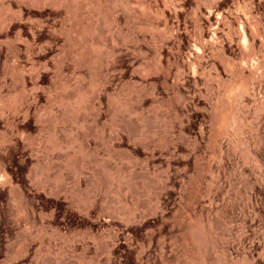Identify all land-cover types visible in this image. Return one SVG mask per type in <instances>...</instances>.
Masks as SVG:
<instances>
[{
    "label": "rangeland",
    "instance_id": "rangeland-1",
    "mask_svg": "<svg viewBox=\"0 0 264 264\" xmlns=\"http://www.w3.org/2000/svg\"><path fill=\"white\" fill-rule=\"evenodd\" d=\"M40 1L45 2L42 5ZM260 1L0 0V21L12 22L8 25L10 29L7 25H0V31L5 34H0V43L11 46L19 36L18 29H23L20 32L22 62L16 61L11 47L6 66L0 65L2 99L7 102L18 99L20 93H25L22 85H29L28 89L33 90L34 78L40 73L42 78L38 86L43 89V84L44 87L38 93L41 100L38 98L39 103L33 104L29 126L28 122L22 124L23 115L20 114L22 116H17L20 118L12 127L6 121L8 115L11 114L9 119L15 116L12 109L6 114L0 109L1 115H7L6 119L2 118L6 122L0 118V159L5 160L2 161L13 179L12 187L14 184L16 188L18 184L23 185L21 187L29 197V200L24 198V201L15 202L18 198L15 200L12 192L16 188L10 189L9 185L5 186L6 191L0 192L3 204L9 207L7 214L17 216H11L14 227L13 223L7 226L0 213V264H204L203 260L205 264H264V172L258 178V165L252 158L258 155L254 158L263 165L264 80L262 89L256 90V98H249L246 102L244 130L241 127L244 133L238 129L244 134H240L242 137L235 129L231 130L234 131L232 134L230 131L227 136H221L215 123V103L224 95L222 87L233 79V73L224 64L227 61H224L225 56L229 59L227 62L237 64V70L243 65L249 68L252 61L259 60V69L264 71V55L259 53L256 59L247 61L239 35V22H243L248 32L255 27L251 25H257L264 33V1ZM239 4H242L240 8L244 6L242 10L246 9L244 14L249 12L250 16L245 14L249 19L239 10ZM218 8H221L219 13ZM216 15L220 18L218 26L207 23L208 18L219 20ZM236 16L240 19L238 22L233 18ZM112 17L117 19L118 26L111 23ZM225 17L230 18L229 21ZM244 17L251 25L245 23ZM210 25L214 29L223 28L216 33L220 37H217L218 49L211 45L212 31L215 30ZM233 37L235 40L231 42ZM199 42L207 43L205 54L196 46ZM31 44L35 45L36 52L33 63L27 62L29 53L26 50ZM112 49L116 56L110 52ZM197 50L205 55V60L199 70L201 73L198 71V77L194 79L190 66L195 62L193 56H198ZM190 60L193 61L191 64L188 63ZM103 62L110 66L105 64L106 68H102ZM213 63L216 70L211 67ZM45 64L50 70L47 67L44 70ZM31 65L43 70L37 68L36 71H41L37 74ZM180 66L181 69L185 67L184 73L191 72V77L185 74L186 79H183L184 69L178 68ZM29 68L36 75L31 73L29 76L28 72L32 71ZM177 69L183 75L179 81H176L180 77L177 75L181 73H176ZM21 71L30 83L25 81V84ZM99 72L108 83L102 82L104 79ZM218 74L222 77L220 81ZM100 78L103 79L100 80L102 85L108 87L102 86V91L99 89L101 94L97 95L102 97L98 100L95 89L101 86ZM178 87L185 98L190 97L189 102L185 99L182 105V101L178 102V92L174 93ZM191 95L197 96L196 100ZM99 101L100 105L103 104L101 108L98 107ZM95 103L96 108L92 107ZM97 108L102 109L98 118ZM56 119L60 121L56 122ZM22 134H29L27 142L22 139ZM85 136L88 139L84 142ZM15 141H18L16 146ZM81 142H89L82 146L90 147L89 150L81 148ZM63 160H68L70 166L65 162L68 169ZM51 164L54 167L48 172ZM253 164L257 165L254 170ZM58 167L61 170L71 167L67 174L62 171L69 187H64L65 181L61 182L63 178H59L61 171ZM78 167H83L84 171L80 168L76 174ZM0 169L1 182L5 174ZM241 171L245 173L242 175ZM78 175L81 178H76ZM45 178L50 179L49 182H45ZM43 182L45 186L41 184ZM59 186L64 187L62 191L72 189V193L68 189L65 192L68 190L69 193L60 192ZM206 194L211 196L208 198ZM26 201H36L37 211L42 212H37L34 222L20 212L24 207L21 204L25 205Z\"/></svg>",
    "mask_w": 264,
    "mask_h": 264
},
{
    "label": "bare ground",
    "instance_id": "bare-ground-1",
    "mask_svg": "<svg viewBox=\"0 0 264 264\" xmlns=\"http://www.w3.org/2000/svg\"><path fill=\"white\" fill-rule=\"evenodd\" d=\"M120 1V0H119ZM251 1V0H250ZM256 1V0H255ZM260 1V0H259ZM264 1V0H263ZM43 2H45V1H43ZM42 1H40V3L42 4L43 3ZM258 2V1H257ZM261 2V1H260ZM259 2V3H260ZM38 3V2H37ZM44 4V3H43ZM42 4V5H43ZM38 5H40V4H38ZM132 5V4H131ZM240 6H239V8L241 7V5L242 4H239ZM264 5V4H263ZM134 8V7H133ZM242 8H244V6L242 7ZM242 8H240L239 10L240 11H242V13L244 14V12H243V10L244 11H246V9H243L242 10ZM252 8V7H251ZM221 9V8H220ZM219 8H218V12L217 13H219L220 10ZM238 9V8H237ZM248 9V8H247ZM21 10V9H20ZM217 10V9H216ZM251 10V9H250ZM201 11V10H200ZM203 11V10H202ZM239 11V12H240ZM132 12V11H131ZM199 12V11H198ZM197 12V13H198ZM216 12V11H215ZM223 12H224V10H223ZM7 13V12H6ZM22 13V12H21ZM201 13V12H200ZM203 13V12H202ZM212 13H214L213 11H212ZM211 13V14H212ZM216 13V14H217ZM225 13V12H224ZM223 13V14H224ZM241 12H240V15L242 14ZM249 13V12H248ZM248 13H246L245 12V14H247V16H250V15H248ZM199 14V13H198ZM221 14V13H220ZM222 14V16H223V18H224V15ZM227 14V13H226ZM226 14H225V16H226ZM244 14V15H245ZM22 15V14H21ZM116 15V14H115ZM204 15V14H203ZM207 15V14H206ZM219 15V14H218ZM218 15H216L217 17L216 18H218ZM228 15V14H227ZM243 15V16H244ZM200 16V15H199ZM205 16V15H204ZM203 16V17H204ZM208 16V15H207ZM238 16V15H237ZM237 16L236 17H233V18H235V19H237L236 21L238 22V19L239 18H237ZM246 16V15H245ZM246 16V17H247ZM206 17V16H205ZM208 17H213V15L211 16H208ZM227 17V16H226ZM225 17V20L227 19L228 21H229V19L230 18H226ZM231 17V16H230ZM254 17V16H253ZM252 17V18H253ZM232 18V17H231ZM240 18H241V16H240ZM245 18V17H244ZM248 19H249V17H247ZM252 18H251V20H252ZM198 19V18H197ZM206 19H207V17H206ZM219 20H215V19H213V18H208V21H207V23L209 22L210 24L211 23H214L213 25H215V26H218V21H220V18H218ZM241 19H243V18H241ZM246 19V18H245ZM248 19H246L245 20V23H246V21L248 20ZM6 20V19H5ZM210 20V21H209ZM240 20V19H239ZM138 21V20H137ZM204 21V20H203ZM215 21V22H214ZM221 21H223V19L221 20ZM232 21V20H231ZM242 21V20H241ZM249 21V20H248ZM247 21V22H248ZM0 22H3V23H1L0 25H2V26H4V25H12L11 23V21H4V20H1ZM250 22V21H249ZM248 22V24H250ZM111 23L114 25V26H118V23H117V19L116 18H111ZM202 23V22H201ZM204 23H206V22H204ZM223 23V22H222ZM231 23V22H230ZM245 23H244V25H245ZM253 23V22H252ZM259 23V22H258ZM14 24V23H13ZM239 24L241 25V29H240V33H239V35H241V39H242V47H243V50H244V52L246 53V57H245V59L247 60V61H250V59H252V60H254V59H256V56L257 55H259V53H261V54H263L264 55V33H263V31L261 30V29H259L258 27H257V25H251V27L252 26H255L254 28H252L249 32L247 31V28L246 29H244V26H243V22L242 23H240L239 22ZM207 26L206 27H208V24H206ZM247 25V24H246ZM250 25H249V29H250ZM9 26H8V29H10L9 28ZM211 26V25H210ZM221 26V25H220ZM200 27V26H199ZM211 28L212 29H214V26H211ZM211 28H209V30H211ZM226 28V27H225ZM230 28V27H229ZM6 29V28H5ZM220 29H221V31H222V27L220 28H215L214 30L215 31H212L213 33H214V35H212L213 37H214V39L213 38H211L212 39V42H211V45L213 46V47H217L218 46V38H220L219 37V35L217 36V30L218 31H220ZM4 30V29H3ZM17 30V29H16ZM19 30V36L17 35L16 36V38H15V42L13 41V44L10 46L9 44V46L7 45V44H3V42L2 43H0V65H2V66H6V62L8 61L7 60V58H8V50H9V48H11L12 47V49H13V54H14V57H15V59H16V61L17 62H22L21 60H22V58H21V47H20V45L23 43V39H22V37H20L21 35V31L23 30L22 28H19L18 29ZM246 30V31H245ZM11 31V30H10ZM117 31V30H116ZM204 32H205V30H203ZM211 31H210V33H211ZM229 31V30H228ZM16 32V31H15ZM18 32V31H17ZM121 32V31H120ZM119 32V33H120ZM233 32H235V31H233ZM7 33V32H6ZM114 33V32H113ZM118 33V32H117ZM118 33V34H119ZM133 33V32H132ZM210 33L208 34V35H210ZM220 33V32H219ZM221 33H223V32H221ZM220 33V34H221ZM0 34H4L3 33V31H0ZM16 34V33H15ZM64 34V33H63ZM114 34H116V33H114ZM204 34V33H203ZM207 34V33H206ZM238 34V33H237ZM5 35V34H4ZM35 35V34H34ZM130 35V34H129ZM229 35H231V34H229ZM239 35H236L237 36V38H238V36ZM6 36H8V35H6ZM118 36V35H117ZM122 36V35H121ZM135 36V35H134ZM201 36V35H200ZM211 36V37H212ZM220 36H222V35H220ZM235 36V35H234ZM4 37V36H3ZM119 37V36H118ZM218 37V38H217ZM231 37V36H230ZM229 37V38H230ZM0 38H1V35H0ZM66 38V37H65ZM133 38V37H132ZM208 38V37H207ZM115 39V38H114ZM210 39V38H209ZM222 39V38H221ZM232 39H234V37L233 38H231V42L233 41ZM1 40V39H0ZM6 40V39H5ZM4 40V41H5ZM12 40V39H11ZM235 40V39H234ZM8 41H9V39H8ZM125 41V40H124ZM207 41V40H206ZM209 41V40H208ZM239 41V40H238ZM128 42V41H127ZM238 43V42H237ZM239 43H241V41L239 42ZM198 43H196V46H199V49L200 50H202V52L206 49V45L205 44H207V43H205V44H201L200 42H199V45H197ZM233 44V43H232ZM114 46V45H113ZM209 46V45H208ZM208 46H207V48H208ZM94 47V46H93ZM92 47V48H93ZM114 48V47H113ZM157 48V47H156ZM196 48H198V47H196ZM196 48H195V50H196ZM214 48V49H215ZM217 49H218V47H217ZM222 49V48H221ZM230 49H231V47H230ZM93 50V49H92ZM207 50V49H206ZM210 50V49H209ZM223 50V49H222ZM237 50V49H236ZM110 51V50H109ZM208 51V50H207ZM219 51H221L220 50V48H219ZM26 52H28L29 54H28V61L27 62H29L30 61V63L32 62H34L35 60H34V56L36 57V55H35V45L34 44H31V45H29V47H27V50H26ZM99 52V51H98ZM114 56H116L115 55V53L113 52V49H112V51H110ZM205 52L206 51H204V54H205ZM222 52V51H221ZM233 52V51H232ZM40 53H45L44 51H41ZM195 53H198V50L195 52ZM34 54V55H33ZM111 54V55H112ZM204 54H200V53H198V56H196V57H194L193 56V58H195V62L193 63V65L191 64V62H193V61H191L190 60V62H188V63H190L191 64V66H190V64H189V66H190V69L192 68L193 69V72H192V76H193V78L194 79H196V77H198L197 76V72L200 70V69H202L201 67H203L202 66V62L205 60V58H204ZM227 54V53H226ZM225 54V55H226ZM39 55V54H38ZM43 55V54H42ZM94 55H95V53H94ZM108 55L109 56H111L110 55V53H108ZM112 55V56H113ZM118 55V54H117ZM122 55V54H121ZM161 55V54H160ZM191 55V54H190ZM203 55V56H202ZM224 55V54H223ZM262 55V56H263ZM81 56V55H80ZM97 56V55H96ZM108 56V57H109ZM111 56V57H112ZM113 56V57H114ZM192 56V55H191ZM260 56V55H259ZM111 57H109L110 59H111ZM187 57V56H186ZM226 58H225V60L224 61H228L229 59L227 58V56H225ZM108 58V59H109ZM161 58V57H160ZM230 58V57H229ZM94 59V58H93ZM110 59L108 60V62L110 63ZM117 59V58H116ZM184 59V58H183ZM245 59H244V63H245ZM257 59H258V57H257ZM51 60V59H50ZM104 60V59H103ZM206 60H207V57H206ZM184 61V60H183ZM212 61V60H211ZM223 61V62H224ZM226 61V62H227ZM246 61V62H247ZM259 61V60H258ZM257 61V62H258ZM39 62V61H38ZM105 62H107V61H105ZM160 62V61H159ZM162 62V61H161ZM185 62V61H184ZM184 62H182V63H184ZM207 62V61H206ZM224 62V64H226V65H228V68L230 69V71L233 73L232 75H233V79L229 82V83H227V82H225V83H227V84H225V87L223 86V83L222 82H219L220 80H222V77L220 78V74H218V82L220 83V85H222L223 87V90L225 89V91L223 92L224 93V95H221L222 97L220 98V97H218V99H217V101H216V103H215V112H216V117H217V119H216V121H215V123L217 122V126H218V134H220L221 136L223 135H225L226 134V136H227V133H229L231 130H234L235 132H239L240 130H241V127H243L242 126V124H243V112H246V110L247 109H245L246 108V102H247V100L250 98H256V90H257V88H260L261 86H262V82H263V80H264V71H261V69H259V62L257 63L255 60L254 61H250L251 62V66L248 68H246V65L244 66L243 64V66H242V68H239L240 70H237V64L235 65V64H233L232 63V61H230V63H231V65L229 66V62ZM36 63H37V61H36ZM43 63V62H42ZM45 63V62H44ZM106 64V66L107 65H109L110 66V64ZM175 63V62H174ZM177 63V62H176ZM27 64V63H26ZM104 62H103V64H101V65H103V67L102 68H106V67H104ZM29 65V64H28ZM33 65V64H32ZM32 65H31V68H32ZM36 65V64H35ZM35 65L33 66L34 68H35ZM46 65V64H45ZM44 65V70H46L45 69V67H47V65L45 66ZM132 65V64H131ZM175 65V64H174ZM181 65V64H180ZM233 65V66H232ZM248 65V64H247ZM24 66V65H23ZM40 66H43V64H41ZM39 66V67H40ZM109 66H108V70H110L109 69ZM168 66V65H167ZM186 66V65H185ZM232 66V69L230 68ZM262 66V65H261ZM38 66L34 69V68H32V69H34V72H38V71H40L41 69L43 70V68H39ZM61 67V66H60ZM161 67V66H160ZM211 67H214L213 69L214 70H216L215 68H217V67H215V64L213 63L212 64V66ZM236 69H234V68ZM241 67V66H240ZM37 68H39L38 69V71H36V69ZM62 68H64V67H62ZM178 68H182V66H180V67H178ZM185 68V67H184ZM183 68V69H184ZM3 69V68H2ZM19 69V68H18ZM30 69V68H29ZM32 69H30V70H32ZM47 69L48 70H50L49 69V67H47ZM60 69V68H59ZM103 69V70H104ZM180 69H179V71H180ZM183 69H181V70H183ZM234 69V70H233ZM6 69H4V71H5ZM163 70H164V68H163ZM170 70V69H169ZM263 70V69H262ZM3 71V70H2ZM55 71V70H54ZM61 71H63V70H61ZM60 71V72H61ZM106 71H107V69L105 70V71H103L102 73L104 74V73H106ZM161 71V70H160ZM178 71V69L176 70V73H181L182 71H180L179 72ZM192 71V70H191ZM15 72V71H14ZM22 73L20 74L21 76L22 75H24L25 73L23 72V71H21ZM41 72V71H40ZM39 72V73H40ZM77 72V71H76ZM185 72V69H184V71L182 72L183 73V75H189V77H191L190 75H191V72H190V74L188 73V72H186V73H184ZM200 72V71H199ZM198 72V73H199ZM7 73V72H6ZM28 73H30L29 74V76H31V73H33V70L30 72H28ZM100 73V72H99ZM168 73V72H167ZM174 74V79H173V83H174V80L176 79V75L177 74ZM182 73H181V75H182ZM188 73V74H187ZM201 73V72H200ZM202 73H204V72H202ZM0 74H1V72H0ZM35 73H33V75H34ZM38 74V73H37ZM101 74V73H100ZM28 74H26V76H27ZM36 75V74H35ZM41 73L40 74H38L35 78H34V82H35V79H36V82H35V84L33 83V85H34V87H33V90H29L28 89V87H29V85H27V87L25 86V85H22V86H24L25 88H23L24 89V92L25 93H29V91H31V93H29L30 95H27V94H25V93H20V95H19V97H18V99L17 98H14V100H15V102H14V100H11L10 99V101L9 102H7V101H5L4 99H2V94H0V109L2 110V112L3 113H5L6 114V111H11L10 109H12V112L11 113H13L15 116H13V117H11L10 119H9V117L11 116V114L10 115H8V118L6 119V117L5 116H7V115H3V113H2V115L4 116H2L1 114V116H0V118L2 119V118H5L6 119V121H8L7 123L10 125V123H11V126L13 127V126H15V122H17V118H20L22 115H23V123L22 124H24V123H27L28 122V126H29V119H30V117H31V113H32V108H33V104L34 103H36L37 102V100H38V98H39V95H38V93H39V90L40 91H43V89H44V87H43V84H42V88L43 89H40L41 87V85L40 86H38V82H39V80L42 78L41 76ZM102 75V74H101ZM105 75H107V74H105ZM160 75V74H159ZM167 76H168V74H166ZM181 75H177V78H178V76H180L181 77ZM183 75H182V77L180 78H178L176 81H179V79H182L183 78ZM186 75H185V78H183V79H186ZM1 76V75H0ZM5 76H6V74H5ZM20 76V77H21ZM28 76V77H29ZM103 76L104 75H102V78H103ZM121 76V75H120ZM169 76H170V73H169ZM168 76V77H169ZM200 76H202V74H200ZM19 77V78H20ZM23 77V78H22ZM21 78H22V80L25 82L26 80H25V78H24V76H22ZM53 77V76H52ZM84 77V76H83ZM107 77V76H106ZM146 77V76H145ZM188 77V76H187ZM14 78V77H13ZM21 78H20V81H21ZM32 79H33V76L31 77ZM100 78L99 79V83H101L100 82V80L102 81L103 79H104V81H102V82H104V83H108L107 82V79L106 78ZM166 79H168L167 77H165ZM170 78V77H169ZM3 79V78H2ZM4 79L6 80V78L4 77ZM3 79V81L2 82H4L5 80ZM27 80L29 79V78H26ZM106 79V80H105ZM146 79V78H145ZM248 79V80H247ZM61 80V79H60ZM144 80V79H143ZM170 80V79H169ZM169 80L167 81V80H165L167 83L169 82ZM31 82H32V80H30ZM188 81H190L191 82V80H188ZM196 81H198V79L196 80ZM1 82V83H2ZM23 82V83H24ZM27 82V81H26ZM26 82H25V84H26ZM78 82V81H77ZM134 82H136V81H134ZM166 82H164V84L166 85ZM172 82V81H171ZM194 82V81H193ZM28 83H30V82H27V84ZM41 83V82H40ZM43 83V82H42ZM99 83H98V85H99ZM176 83V82H175ZM184 83V82H183ZM195 83V82H194ZM222 83V84H221ZM103 83H101V86H99L100 88H98V90L97 89H95L96 90V95H97V93L99 94H101V92L100 91H102L101 90V88H103L102 86H107L108 87V85H106V84H104V85H102ZM141 84V83H140ZM150 84H151V82H150ZM196 84H199V83H196ZM60 85V84H59ZM160 85V84H159ZM168 85V84H167ZM166 85V86H167ZM170 85V84H169ZM174 85V84H173ZM195 85V84H194ZM3 86H4V84H3ZM3 86H1V88L3 89ZM77 86V85H76ZM118 86V85H117ZM178 86V85H177ZM5 87V86H4ZM17 87V86H16ZM153 87H154V85H153ZM173 87V86H172ZM175 87H176V84H175ZM175 87H174V89H175ZM198 87V86H197ZM32 88V87H31ZM30 88V89H31ZM79 87H77V89H78ZM95 88H97V86H95ZM141 88V87H140ZM168 88V87H167ZM177 88V87H176ZM23 89H22V91H23ZM26 89H28V91L26 90ZM68 89V88H67ZM76 88H75V90H77ZM88 89V88H87ZM99 89H100V91H99ZM221 89V88H220ZM260 89H262V88H260ZM259 89V90H260ZM10 90V89H9ZM26 90V91H25ZM74 90V89H73ZM81 90V89H80ZM79 90V91H80ZM95 90H93V93H94V91ZM168 90V89H167ZM178 91H176V92H174V93H177L176 94V96L178 97L177 99L179 100L178 102H180V101H182V103H181V105L182 104H184L183 102H184V100L183 99H185V101L188 99V98H190V97H187V98H185L184 97V95H182V93L183 92H180L181 90H180V88L178 87V89H177ZM222 90V91H223ZM175 91V90H174ZM258 91V90H257ZM105 92V91H104ZM79 93V92H78ZM115 93V92H114ZM201 93V92H200ZM77 94V93H76ZM99 94V95H100ZM4 95V94H3ZM99 95H97V99L99 100V99H101V97L102 96H100L99 97ZM102 95H104V93L102 94ZM183 96V98H182V96ZM196 95H198V94H196ZM82 96V95H81ZM93 96L94 97H96L94 94H93ZM92 96V97H93ZM108 96V95H107ZM115 96V95H114ZM134 96V95H133ZM219 96V95H218ZM5 97V96H4ZM93 97V98H94ZM137 97H139V96H137ZM191 97H193L192 95H191ZM194 97H195V95H194ZM193 97V98H194ZM29 98H31L32 99V102H30L29 100ZM50 98H52V97H50ZM110 98V97H109ZM136 98V97H135ZM196 98H197V96H196ZM196 98H194L195 100H196ZM220 98V99H219ZM53 99H55V98H53ZM53 99H51V100H53ZM140 99H143L142 97L140 98ZM176 99V100H177ZM193 99V100H194ZM39 100H41V97L39 98ZM98 100H96V102L98 101ZM138 100V99H137ZM191 100H192V98H191ZM194 100V101H195ZM264 100V99H263ZM13 101V102H12ZM101 101V100H100ZM100 101H99V104L98 105H100ZM142 101V100H141ZM141 101H139V102H141ZM144 101V100H143ZM142 101V102H143ZM190 100H187V102H189ZM103 102V101H102ZM101 102V103H102ZM193 102V101H192ZM261 102V101H260ZM37 103H39V102H37ZM36 103V104H37ZM92 103H93V101H92ZM98 103V102H97ZM97 103H95L94 104V106H92V107H95V106H97L96 104ZM194 103V102H193ZM198 103H200V102H198ZM209 103V102H208ZM116 104V103H115ZM143 104V103H142ZM212 104H214V103H212ZM88 105V104H87ZM93 105V104H92ZM103 104H101L100 106H98V107H100L101 108V106H102ZM113 105V104H112ZM117 105V104H116ZM180 105V104H179ZM180 105V106H181ZM253 105V104H252ZM260 105L261 106H263L261 103H260ZM259 105V107L261 108V106ZM37 106V105H36ZM60 106V105H59ZM203 106V105H202ZM80 107V106H79ZM117 107V106H116ZM120 107V106H119ZM152 107V106H151ZM252 107V106H251ZM96 108V107H95ZM115 108V107H114ZM184 108V107H183ZM263 108V107H262ZM261 108V109H262ZM59 109V108H58ZM71 109V108H70ZM99 108H97V111H99V112H97L96 111V109H94L95 111H96V113H98V114H96L97 115V117L96 118H98V115L100 114V111L102 110H98ZM145 109V108H144ZM244 109H245V111H244ZM261 109H259L260 111H262ZM0 110V111H1ZM35 110V109H34ZM263 110H264V108H263ZM13 111H15L16 112V114L13 112ZM116 111H117V109H116ZM143 111V110H142ZM255 111V110H254ZM259 111V112H260ZM36 112V111H35ZM78 112V111H77ZM264 112V111H263ZM8 113H10V112H8ZM34 113V112H33ZM101 113H102V111H101ZM131 113V112H130ZM178 113V112H177ZM20 114H22V115H20ZM73 114V113H72ZM247 114V113H246ZM260 115H261V112L259 113ZM101 115V114H100ZM132 115V114H131ZM17 116H20V117H17ZM110 116V115H109ZM256 116H257V114H256ZM259 116V115H258ZM263 116V115H262ZM262 116H260L261 118H262ZM52 117V116H51ZM259 117V118H260ZM39 118V117H38ZM65 118H66V116H65ZM257 118V117H256ZM0 119V120H1ZM5 119H2V120H4L5 121ZM132 119V118H131ZM20 120L21 119H19V123L21 124V122H20ZM39 120V119H38ZM44 120V119H43ZM58 119H56V122H58V121H60V120H58ZM119 120V119H118ZM121 120V119H120ZM5 121V122H6ZM177 121V120H176ZM245 121V120H244ZM133 122V121H132ZM19 123H17V125L19 124ZM38 123V122H37ZM96 123V122H95ZM245 123V122H244ZM21 124V125H22ZM183 124V123H182ZM143 125V124H142ZM244 125V124H243ZM23 126V125H22ZM134 126V125H133ZM245 126V125H244ZM66 128V127H65ZM202 128V127H201ZM236 128H237V130H236ZM15 129V128H14ZM122 129V128H121ZM238 129H240V130H238ZM243 130H244V127L242 128ZM26 130V129H25ZM25 130H24V132H25ZM128 130V129H127ZM202 130V129H201ZM203 130H204V128H203ZM203 130H202V132H203ZM254 130V129H253ZM20 131V130H19ZM132 131V130H131ZM234 131H231L229 134H232V132H234ZM242 131V130H241ZM241 131L239 132V135L241 134ZM56 132V131H55ZM243 132V131H242ZM30 133V132H29ZM118 133V132H117ZM116 133V134H117ZM183 133V132H182ZM206 133V132H205ZM244 133V132H243ZM255 133H256V130H255ZM20 134V133H19ZM26 134V133H25ZM202 136H203V133H200ZM236 134V133H235ZM257 134V133H256ZM255 134V135H256ZM23 135V134H22ZM29 135V134H28ZM27 135V136H28ZM84 135V134H83ZM167 135V134H166ZM200 135V136H201ZM205 135V134H204ZM237 135H238V133H237ZM238 135V136H239ZM241 135H244V134H241ZM240 135V136H241ZM24 136V135H23ZM27 136H24L22 139H24V141H26L27 142V140L29 139ZM26 137V138H25ZM229 137V136H228ZM242 137V136H241ZM5 138V137H4ZM201 138H205V137H201ZM14 139V138H13ZM21 139V140H22ZM86 139H88V138H86V136H85V139H83L84 140V142H85V140ZM247 139V138H246ZM21 140H19V142L21 141ZM90 140V139H89ZM6 141V140H5ZM8 141V140H7ZM14 141V140H13ZM12 141V142H13ZM35 141V140H34ZM198 141V140H197ZM11 142V143H12ZM16 142H18V141H15L14 143H15V146H16V144H18V143H16ZM23 142V141H22ZM83 142V141H82ZM81 142V143H82ZM83 142V143H84ZM147 142V141H146ZM244 142V141H243ZM249 142V141H248ZM2 143H4V142H2ZM25 143V142H24ZM54 143V142H53ZM80 144L81 145V148H83V149H87V150H89V146H87V147H89V148H85V147H82L83 145H85V144H87V143H89V142H86L85 144ZM13 144V143H12ZM39 144V143H38ZM71 144V143H70ZM72 144H73V142H72ZM90 144V143H89ZM240 144V143H239ZM5 145V144H4ZM56 145V144H55ZM88 145V144H87ZM249 145V144H248ZM58 146V145H57ZM112 146V145H111ZM201 146V145H200ZM245 147V146H244ZM5 148V147H4ZM19 148V147H18ZM55 148V147H54ZM260 148V147H259ZM6 149H8V147L6 148ZM61 149V148H60ZM114 149V148H113ZM54 150V149H53ZM56 150V149H55ZM96 151H97V149H95ZM149 150V149H148ZM197 150V149H196ZM257 150V149H256ZM11 151V150H10ZM94 151V150H93ZM221 151H223L224 152V150H221ZM249 151H250V149H249ZM5 153V152H4ZM3 153V155H5ZM200 153V152H199ZM246 153V152H245ZM40 154V153H39ZM191 154V153H190ZM222 154V153H221ZM247 154V153H246ZM248 154H250V153H248ZM2 155V156H3ZM51 155H53V154H51ZM51 155H49L48 157L49 158H51V159H55V158H53V157H50ZM62 155H64V157L65 156H68V155H65V154H62ZM61 155V156H62ZM188 155V154H187ZM196 155V154H195ZM254 155V154H253ZM252 155V156H253ZM191 156V155H190ZM197 156V155H196ZM201 156V155H200ZM222 156V155H221ZM247 157H248V155H246ZM250 156V155H249ZM255 156H257V158H258V155H254V157ZM0 157H1V155H0ZM63 157V156H62ZM63 157V158H64ZM91 157V156H90ZM172 157V156H171ZM199 157V156H198ZM223 157V156H222ZM225 157V156H224ZM254 157H252L253 158V160H254V162H256V164L258 165H254L255 163L254 162H251V163H254L253 165V167L254 168H252V170H254V169H256L255 167L257 166V168L258 169H256V170H258L259 171V174L257 175V173H256V175L258 176V178L260 177V176H263V170H264V162H263V165H260V164H262V163H259L260 162V160H256ZM4 158H5V156H4ZM193 158V157H192ZM196 159H197V157H195ZM201 158V157H200ZM244 158V157H243ZM57 159V158H56ZM64 159H66V158H64ZM190 159V158H189ZM248 159H249V157H248ZM1 161L3 160V161H5L3 158H1L0 159ZM47 160H48V158H47ZM244 160H245V158H244ZM243 160V161H244ZM256 160V161H255ZM0 161V162H1ZM1 162V166H0V168H2L3 170V172H4V176H5V179L3 180L2 178H1V182H0V192L1 191H6V188H5V186L7 185H9L10 186V189L11 188H13V187H15L16 185L14 184V186L12 187V182H13V179H12V177L9 175V173H7V168H6V165H5V163L4 162ZM49 161H50V159H49ZM48 161V162H49ZM68 161V160H67ZM67 161H65V162H67ZM136 162H137V160H135ZM140 161V160H139ZM247 161V160H246ZM250 161V160H249ZM50 162H52V161H50ZM63 162H64V160H63ZM64 162V165H66V163ZM103 163V162H102ZM221 163V162H220ZM7 164V163H6ZM53 164V163H52ZM52 164H51V166L49 167V165H48V167H49V170H48V172L49 171H51L50 170V168L51 167H54V166H52ZM60 164H62V163H60ZM198 164V163H197ZM244 164H245V162H244ZM248 164V163H247ZM247 164H246V166H247ZM250 164V163H249ZM63 165V166H64ZM67 165H69L68 164V162H67ZM66 165V168L68 167ZM251 165V164H250ZM70 166V165H69ZM188 166V165H187ZM186 166V167H187ZM222 166V165H221ZM235 166V165H234ZM249 166V165H248ZM47 167V168H48ZM65 167V166H64ZM84 167V166H83ZM81 168V167H78V168H76L75 170H79L80 168H81V170L83 169V171H84V168ZM245 167V166H244ZM252 167V166H251ZM61 168H63L62 166H61ZM177 168V167H176ZM207 168H209V167H207ZM240 168V167H239ZM248 168V167H247ZM250 168V167H249ZM36 169V168H35ZM51 169H53V168H51ZM60 167H58V171H61V174H60V177L57 175V177H59L60 179H61V177L63 178V181L61 180V182H63L64 183V181H65V183H64V187L66 186V183H67V179H66V177L64 176V174L62 173V171H64V173L66 172V171H70L71 170V167L69 168V170H64V169H60ZM68 169V168H67ZM149 169V168H148ZM170 169V168H169ZM246 169V168H245ZM1 170V169H0ZM55 170V169H54ZM81 170H80V175L82 176V178H83V175H82V172H81ZM242 170V169H241ZM247 170V169H246ZM255 170V171H256ZM42 171V170H41ZM77 171H75V172H77ZM165 171V170H164ZM239 171V170H238ZM238 171H237V173H238ZM242 172V171H241ZM253 172V171H252ZM59 173V172H58ZM72 172H70V174H71ZM79 173V171L76 173V174H78ZM85 174H86V172H84ZM83 173V174H84ZM97 173H98V171H97ZM96 172H95V175L97 174ZM235 173H236V171H235ZM236 173V174H237ZM243 173H245V171H243L241 174L243 175ZM247 173V172H246ZM254 173V172H253ZM254 173V174H255ZM48 174V173H47ZM66 174H67V172H66ZM75 174V175H76ZM84 174V175H85ZM234 174V173H233ZM249 174H250V172H249ZM62 175V176H61ZM93 175V174H92ZM98 175V174H97ZM100 175V174H99ZM251 175H253V174H251ZM3 176V177H4ZM65 178H64V177ZM86 176V175H85ZM254 176V175H253ZM257 176L255 177L256 179L255 180H257L258 178H257ZM79 177V175L78 176H76V178H78ZM97 177V176H96ZM102 177V176H101ZM247 177H249L248 176V174H247ZM246 176H245V178H247ZM264 177V176H263ZM263 177H262V179H261V182H262V180H263ZM68 179L70 178L69 176L67 177ZM79 178H81V177H79ZM78 178V179H79ZM85 178V177H84ZM218 178V177H217ZM244 178V177H243ZM242 178V179H243ZM261 178V177H260ZM60 179H59V181H60ZM251 179H253L252 177H251ZM48 180V182H49V180L50 179H48V178H45V182ZM67 180V181H66ZM215 180V179H214ZM213 180V181H214ZM217 180V179H216ZM38 181V183H40V181L39 180H37ZM36 181V182H37ZM77 181H79L80 182V180H77ZM218 181V180H217ZM247 181V180H246ZM251 181V180H250ZM250 181H249V184H250ZM47 182V183H48ZM61 182H60V185H62L61 184ZM78 182V183H79ZM97 182V181H96ZM256 182V181H255ZM258 182V181H257ZM260 182V181H259ZM258 182V183H259ZM264 182V181H263ZM78 183H76V185L78 184ZM193 183V182H192ZM219 183V182H218ZM252 183V182H251ZM41 184H45L44 182L43 183H41ZM96 184H99V182H97ZM217 184V182L215 183V181H214V186ZM238 184V183H237ZM242 184V183H241ZM247 184V186H250V185H248V183H246ZM254 184V182L252 183V185ZM261 184V183H260ZM39 185V184H38ZM78 185H80V184H78ZM213 185V184H212ZM218 185V184H217ZM216 185V186H217ZM221 185V184H220ZM244 185V184H243ZM258 185V184H257ZM21 186H23V185H21ZM21 186H19V184H18V186H17V188H16V190L14 191V192H12L14 189H12L11 190V192L13 193V195L16 197H13V198H15V200L17 199V201H15V202H19V201H21V200H23L24 198L25 199H27V200H29L28 198L29 197H27L28 195H27V193H25L24 192V190L22 189L23 187H21ZM45 186V185H44ZM246 186V185H245ZM244 186V187H245ZM254 186H256V185H254ZM61 186H59L58 188H60ZM63 186L60 188L61 190H60V192H63L64 191V193H67L68 192V190H69V188H66V189H68L67 190V192H65V190L63 189V191H62V188H64ZM66 187H69V185L68 186H66ZM220 188H222V186H219ZM226 187V186H225ZM239 187V186H238ZM261 187H262V185H261ZM233 188H234V186H233ZM241 188V187H240ZM252 188H254V187H251V189ZM56 189H57V185H56ZM193 189V188H192ZM246 189V188H245ZM250 189V188H249ZM250 189V190H251ZM256 189V188H255ZM255 189H253L254 191H255ZM8 190V189H7ZM210 191V189H207V191ZM219 190V189H218ZM237 190V189H236ZM250 190H248V191H250ZM59 191V190H58ZM70 191V193H72L71 191H72V189L71 190H69ZM201 191H202V189H201ZM204 191V190H203ZM208 191V192H209ZM214 191V190H213ZM246 191V190H245ZM208 192H206L207 194H208ZM217 192V191H216ZM215 192V193H216ZM219 192H221L220 190H219ZM244 192V191H243ZM247 192V191H246ZM251 192H252V190H251ZM250 192V193H251ZM256 192V191H255ZM254 192V193H255ZM69 193V192H68ZM202 193V192H201ZM204 193V192H203ZM202 193V194H203ZM249 193V192H248ZM11 194V193H10ZM30 194V193H29ZM206 194V195H207ZM0 195H1V193H0ZM4 195V194H3ZM27 195V196H26ZM192 195V194H191ZM238 195H240V194H238ZM11 196V195H10ZM65 196H67V195H65ZM201 196V195H200ZM210 196H211V194H210ZM210 196H208L207 195V197L209 198ZM226 196V195H225ZM253 196V195H252ZM12 197V196H11ZM27 197V198H26ZM250 197V196H249ZM1 198H2V196H0V202H1V204H0V213L1 214H3V222H4V225H7V226H9V225H12V223H13V227H14V223L15 222H13L14 220H12L11 221V216H13V214L12 215H9V214H7V212H6V210H7V207L8 206H5L4 204H3V202H2V200H1ZM12 198V199H13ZM57 198H59V197H57ZM200 198H202V197H200ZM247 198V197H246ZM263 198V197H262ZM225 199V198H224ZM250 199V198H249ZM32 200V199H31ZM30 200V201H31ZM34 200H35V198H34ZM185 200V199H184ZM200 202H201V199H198ZM209 200V199H208ZM263 200V199H262ZM24 201V200H23ZM23 201H22V204H23ZM84 201V200H83ZM98 201V200H97ZM14 202V201H13ZM14 202V203H15ZM36 202V201H35ZM35 202H28V201H26V203L24 202V204L25 205H22L21 203H19V206H20V204H21V207H23L21 210L22 211H20L21 213L23 212V214L25 213L26 215H28L30 218L28 219V220H30L31 221V219H32V222H34L35 221V219H36V217H37V212H39V211H37V209H36V204H35ZM90 202V201H89ZM96 202V201H95ZM94 202V203H95ZM255 202V201H254ZM85 203V202H84ZM87 203V202H86ZM199 203V202H198ZM197 203V205H200V203L198 204ZM38 205V204H37ZM203 205V204H202ZM10 206V205H9ZM93 206V205H92ZM211 206V205H210ZM263 206V205H262ZM94 207V206H93ZM203 207V206H202ZM9 208V207H8ZM91 208V207H90ZM205 208V207H204ZM89 209V208H88ZM225 209V208H224ZM250 209V208H249ZM25 212H24V211ZM39 210V209H38ZM11 211L12 210H10L9 212L11 213ZM41 211V210H40ZM89 211V210H88ZM15 213V212H14ZM39 213H42V212H39ZM239 213V212H238ZM24 214V215H25ZM217 215V214H216ZM223 215V214H222ZM14 216H16V215H14ZM13 216V217H14ZM200 216V215H199ZM17 217V216H16ZM15 217V218H16ZM27 217V216H26ZM40 217V216H39ZM250 217V216H249ZM28 218V217H27ZM42 218V217H41ZM221 218V217H220ZM258 218V217H257ZM234 219V218H233ZM248 219V218H247ZM254 219V218H253ZM17 220H19V219H17ZM17 220H15V221H17ZM30 221H29V223H30ZM18 222V221H17ZM246 223V222H245ZM219 224V223H218ZM17 225H18V223H17ZM16 225V226H17ZM200 225H201V223H200ZM204 225V224H203ZM230 225V224H229ZM232 225V224H231ZM3 226V225H2ZM220 226V225H219ZM10 228V227H9ZM242 228V227H241ZM13 229V228H12ZM16 229H17V227H16ZM192 229V228H191ZM190 229V230H191ZM245 229V228H244ZM127 230V229H126ZM264 230V229H263ZM262 230V231H263ZM210 231V230H209ZM208 232V231H207ZM245 232V231H244ZM193 233V232H192ZM228 234V233H227ZM231 236V235H230ZM256 236V235H255ZM226 237V236H225ZM198 238V237H197ZM246 238V237H245ZM230 240V239H229ZM83 241V240H82ZM202 241V240H201ZM26 242V241H25ZM33 243V242H32ZM229 243V242H228ZM236 243V242H235ZM260 243V242H259ZM166 244V243H165ZM164 244V245H165ZM203 244H205V243H203ZM210 244V243H209ZM27 245H29L28 243H27ZM32 245H34V244H32ZM31 245V246H32ZM260 245V244H259ZM30 246V245H29ZM210 247V246H209ZM28 249H30V248H28ZM198 251H200V249L198 250ZM239 251H241V250H239ZM253 253V252H252ZM194 254V253H193ZM209 254V253H208ZM250 254V253H249ZM207 256V255H206ZM259 258V257H258ZM9 259V258H8ZM252 259H253V257H252ZM10 261V260H9ZM2 262V261H1ZM195 262V261H194ZM203 262H204V264H205V262L206 261H204L203 260ZM224 262V261H223ZM196 264V263H195ZM203 264V263H202Z\"/></svg>",
    "mask_w": 264,
    "mask_h": 264
}]
</instances>
